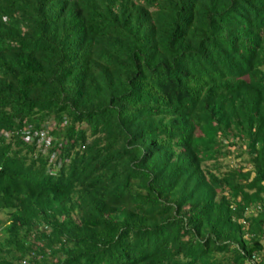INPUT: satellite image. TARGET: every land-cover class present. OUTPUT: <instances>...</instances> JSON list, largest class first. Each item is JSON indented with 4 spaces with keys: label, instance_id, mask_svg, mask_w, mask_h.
<instances>
[{
    "label": "trees",
    "instance_id": "16d2710c",
    "mask_svg": "<svg viewBox=\"0 0 264 264\" xmlns=\"http://www.w3.org/2000/svg\"><path fill=\"white\" fill-rule=\"evenodd\" d=\"M263 248L264 0H0V264Z\"/></svg>",
    "mask_w": 264,
    "mask_h": 264
},
{
    "label": "built area",
    "instance_id": "2783aa9c",
    "mask_svg": "<svg viewBox=\"0 0 264 264\" xmlns=\"http://www.w3.org/2000/svg\"><path fill=\"white\" fill-rule=\"evenodd\" d=\"M36 135H37V144L39 146L41 145L42 147H45L46 146L45 141L47 140L45 137V133L40 130L37 132ZM249 262L250 264H258V259L254 255H252L249 259Z\"/></svg>",
    "mask_w": 264,
    "mask_h": 264
},
{
    "label": "clouds",
    "instance_id": "9594fccd",
    "mask_svg": "<svg viewBox=\"0 0 264 264\" xmlns=\"http://www.w3.org/2000/svg\"><path fill=\"white\" fill-rule=\"evenodd\" d=\"M252 255H254L258 259V264H264V248L258 253H251V255L247 258L248 261Z\"/></svg>",
    "mask_w": 264,
    "mask_h": 264
},
{
    "label": "rangeland",
    "instance_id": "374dc122",
    "mask_svg": "<svg viewBox=\"0 0 264 264\" xmlns=\"http://www.w3.org/2000/svg\"><path fill=\"white\" fill-rule=\"evenodd\" d=\"M234 156L231 154L226 155V157H223L221 159L222 163H227V165H233L234 164ZM225 165H222L221 169H225Z\"/></svg>",
    "mask_w": 264,
    "mask_h": 264
},
{
    "label": "crops",
    "instance_id": "0c3cea01",
    "mask_svg": "<svg viewBox=\"0 0 264 264\" xmlns=\"http://www.w3.org/2000/svg\"><path fill=\"white\" fill-rule=\"evenodd\" d=\"M253 253V252H252ZM255 253H258V252H255ZM248 262V264H250V262L249 261H247Z\"/></svg>",
    "mask_w": 264,
    "mask_h": 264
}]
</instances>
